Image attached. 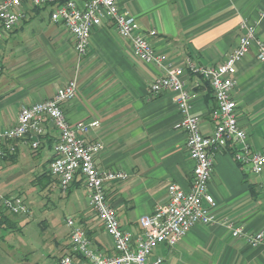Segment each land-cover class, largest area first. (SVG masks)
Masks as SVG:
<instances>
[{"label": "crops", "instance_id": "0c3cea01", "mask_svg": "<svg viewBox=\"0 0 264 264\" xmlns=\"http://www.w3.org/2000/svg\"><path fill=\"white\" fill-rule=\"evenodd\" d=\"M116 1L136 16L140 28L157 32L151 42L157 54L167 56L168 65L185 69L186 86L197 95L192 113L200 118L203 134H212L214 94L206 80L188 69L187 60L208 68L220 65L244 35L243 23L254 26L258 39L264 42V0ZM21 12L19 24L7 31L0 43V127L13 126L22 106L53 98L78 76L77 96L64 105L66 117L71 123L100 121L86 139L103 144L96 156L100 170L128 174L125 181L109 183L106 194L122 228L139 235L140 220L168 201L169 185L176 184L189 192L194 174L195 163L186 147L187 134L178 128L181 114L175 94L165 91L148 99L150 84L164 76L165 70L138 60L130 42L108 22L93 29L90 51L79 59L72 35L63 25L51 21L50 7L25 3ZM258 47L254 43L238 64L233 97L239 125L247 132L252 149L261 151L264 64L258 58ZM57 138L55 129L47 124L40 147L29 151L34 163L33 181L50 170ZM16 147L13 159H0V172L19 165L30 149L21 142ZM51 180L53 184L46 186L50 195L57 188L61 190L58 179L52 176ZM42 182L38 184L46 183ZM82 188L84 206L75 205L76 215L68 219L86 231L93 249L114 255L113 241L90 208L83 183L77 180L63 199L71 201ZM209 192L217 203V222L196 225L177 245H160L153 256L162 257L167 264H264V241L252 247L245 237H233L230 228H243L249 235L264 232V172L253 174L250 166L237 162L229 148L215 157ZM65 255L81 258L74 250L70 229L65 237H52L47 255H40L33 247V264H60ZM13 264L31 262L18 258Z\"/></svg>", "mask_w": 264, "mask_h": 264}, {"label": "built area", "instance_id": "2783aa9c", "mask_svg": "<svg viewBox=\"0 0 264 264\" xmlns=\"http://www.w3.org/2000/svg\"><path fill=\"white\" fill-rule=\"evenodd\" d=\"M25 3L38 8H51V21L63 25L72 35L79 59L90 51L93 29L108 22L122 39L130 42L132 53L138 60L165 70L164 76L150 84L148 99L165 91L175 94L174 100L181 114L178 128L187 134L186 147L195 163L194 174L189 192L176 184L169 185L168 201L140 220L139 235L134 236L124 230L117 211L107 198L106 187L111 182L127 180L128 174L103 171L97 167L96 156L103 149V144L88 141L86 137L92 129L100 126V121L71 123L64 111V105L77 96L78 76L61 87L53 98L22 106L13 126L0 127V159L14 156L17 142L37 150L47 124L57 132L50 173L58 179L64 193L72 189L77 180L83 183L88 192L89 206L112 239L115 251L114 255H105L93 249L86 231L69 218L66 223L71 230V241L81 258L65 255L60 264H167L162 257L153 256L160 245L173 247L196 225L207 226L217 222V203L209 192V184L218 153L232 148L237 162L250 166L253 174L261 175L264 172V149L253 150L249 144L247 132L239 125L237 103L233 97L238 64L254 43L259 45L258 58L264 64V42L258 39L254 26L243 23L244 35L220 65L208 68L187 60L188 69L208 82L216 101L211 113L215 129L212 134L205 135L201 130L200 118L192 113V102L197 95L186 86L183 79L185 69L168 65L167 56L156 53L151 38L157 32H146L140 28L131 11L120 8L116 0H0V43L5 33L13 30L21 21V8ZM0 201L9 214L27 215L30 212L21 197L10 196L0 198ZM230 228L233 237H245L252 247H258L264 241V232L249 235L243 228L232 225Z\"/></svg>", "mask_w": 264, "mask_h": 264}, {"label": "rangeland", "instance_id": "374dc122", "mask_svg": "<svg viewBox=\"0 0 264 264\" xmlns=\"http://www.w3.org/2000/svg\"><path fill=\"white\" fill-rule=\"evenodd\" d=\"M29 151L34 150L28 149L19 165L0 172V198L21 197L30 209L27 215L11 216L8 213L18 226L14 231L0 230V236H4V239L0 237V264H13L18 258H28L33 264V247L40 255H47L54 235L67 236L70 228L66 220L69 216L75 217L74 206H84L83 188L68 202L59 188L50 195L46 186L53 184L51 177L38 179L37 176L45 171L33 181L34 163ZM43 180L46 182L43 186L36 184L44 183Z\"/></svg>", "mask_w": 264, "mask_h": 264}, {"label": "trees", "instance_id": "16d2710c", "mask_svg": "<svg viewBox=\"0 0 264 264\" xmlns=\"http://www.w3.org/2000/svg\"><path fill=\"white\" fill-rule=\"evenodd\" d=\"M15 156V155H14ZM14 156L8 157L6 159L9 158H14ZM47 177H52L50 170L49 171H45L44 173L41 174V176H38V179H42V178H47ZM38 184V182H36ZM10 197V196H7ZM11 216H18V215H12ZM8 214V212L0 205V228H2L3 230H12L14 231V229L18 226V223L11 218ZM4 239V236H3ZM80 256V255H79ZM81 257V256H80Z\"/></svg>", "mask_w": 264, "mask_h": 264}]
</instances>
